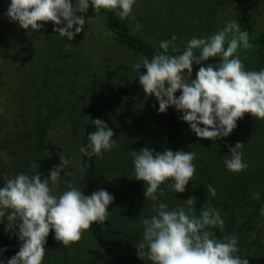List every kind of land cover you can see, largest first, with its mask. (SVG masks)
<instances>
[{"label": "trees", "instance_id": "obj_1", "mask_svg": "<svg viewBox=\"0 0 264 264\" xmlns=\"http://www.w3.org/2000/svg\"><path fill=\"white\" fill-rule=\"evenodd\" d=\"M10 2L0 0V80L10 76L13 81L8 85L0 81V85L10 93L13 120L11 131L0 139V150L8 144L13 156L11 178L37 172L47 178L60 165V154L65 152L56 149L51 135L57 129L63 132V145L73 140L76 147L65 168L72 172L62 169L58 185L50 182L53 194L58 197L72 182L85 195L103 189L114 197L108 220L93 223L71 247L56 241L50 230L42 264H98L99 260L101 264H149L138 258L135 245L143 237L141 220L154 215L153 205L160 202L169 209L182 207L196 217L207 207L216 208L225 227L222 232L210 230L217 238L237 236V255L249 264H264V120L245 113L229 136L215 141L199 138L174 106L159 112L156 97L146 96L139 83V72L146 69H134L142 58L150 60L163 51L160 42L173 35L176 47L183 51L192 37H210L231 21L249 34L252 47L240 50L246 70L264 69V0H136L131 16L124 20L104 9L95 13L89 3L85 13L77 12L86 22L71 41L54 32L52 22L33 31L11 22L6 15ZM168 54L177 53L170 47ZM219 62L215 57L202 63L218 66ZM199 67L194 64L188 76L185 70L186 82L195 78ZM180 94V90L175 93ZM95 119L112 129L118 145L103 158L79 151L96 130ZM237 142L244 145L240 151L248 168L233 173L224 161L231 158L229 146ZM144 147L197 154L196 172L184 192H174L168 180L156 193L158 201L145 199V182L129 178L134 175L132 153ZM81 165H87L83 173ZM6 181L0 161V187ZM208 185L215 188L214 197ZM254 192L259 199H253ZM6 226L5 219L0 223L2 264L22 243L15 234L18 227L6 231ZM87 244L94 252H88Z\"/></svg>", "mask_w": 264, "mask_h": 264}, {"label": "clouds", "instance_id": "obj_2", "mask_svg": "<svg viewBox=\"0 0 264 264\" xmlns=\"http://www.w3.org/2000/svg\"><path fill=\"white\" fill-rule=\"evenodd\" d=\"M89 3L95 13L104 9L124 20L131 16L136 0H76L75 4L72 0H11L6 15L26 31L43 29L45 23L52 22L53 31L71 41L86 22L77 12L85 13ZM176 39L173 35L170 40L161 41L163 51L150 60L142 58L134 65L137 71L141 67L146 69L138 71L139 83L146 96L156 97L160 113L174 106L182 112L181 119L197 137L213 141L229 136L245 113L264 120V69L246 70L240 59L241 48L252 47L247 31H241L240 25L231 21L210 37H192L183 51L176 47ZM170 47L177 54H168ZM196 50H199L198 55ZM215 57H219L218 66L203 65L202 62ZM194 64L200 65L199 70L191 82H186ZM178 90L181 94L177 97ZM92 123L96 130L88 134V145L79 151L84 156L103 158L105 152L118 146L113 139L114 132L102 119L92 120ZM243 146L240 142L229 146L231 158L224 161L228 171L247 170L248 164L240 151ZM132 156L134 175L129 178L144 181L145 199L154 202L158 201L156 193L166 181L173 182L174 192L182 193L196 172L193 161L197 154L192 151L155 152L144 147L133 151ZM60 160V165L54 166L47 178L42 179L39 172L20 173L0 187V223L6 219V231L18 227L15 234L22 242L7 264H42L50 230H54L56 241L71 247L93 223L108 220L107 209L114 197L106 190L85 195L69 183L68 190L61 195L53 194L50 182L58 185L61 170L70 163L64 154H60ZM86 167L80 166L81 173ZM207 187L214 197L215 188ZM252 196L259 199V193L254 192ZM153 209L154 215L141 220L143 237L135 245L139 259L149 264H249L247 259L237 255V236L217 238L210 230L218 228L222 232L225 227L216 208L203 209L199 217L188 215L182 207L169 209L163 202L154 204ZM261 215H264V207Z\"/></svg>", "mask_w": 264, "mask_h": 264}, {"label": "rangeland", "instance_id": "obj_3", "mask_svg": "<svg viewBox=\"0 0 264 264\" xmlns=\"http://www.w3.org/2000/svg\"><path fill=\"white\" fill-rule=\"evenodd\" d=\"M15 65L16 64H14V66ZM30 66L31 64H28L27 68L29 69ZM22 67L26 68L25 66H22ZM16 78H18V76H16ZM0 81L4 82V84L5 82H8L7 84H5V85H8L13 81V79H11V77L8 76V78H6V81L4 80H0ZM11 102H12V99H11L10 93L6 89L1 88V85H0V119H1L0 121H2V127H0V130H2L1 137H0L1 140H3V136L5 135L6 132L11 131L10 127H11L12 120H13V117L11 116V113H12L11 105L13 107V104H11ZM52 134L54 137L53 145H55L56 149H58L60 152H65L64 153L65 158L72 157V155L75 152V147H76L74 141L71 139L72 141L70 143L63 145L61 142V134H63V132L61 130L56 129L51 133V135ZM6 146H8V144H6ZM6 146L4 148H7V149L3 148L0 150V161L4 168L5 178L8 180L12 177L13 156H10L12 154L9 152V149ZM62 171L66 174H70L72 172L71 169H63ZM86 247L88 249V252L90 253L91 251L94 252V248H92V246L88 247V244H87ZM98 264H101L100 260Z\"/></svg>", "mask_w": 264, "mask_h": 264}]
</instances>
